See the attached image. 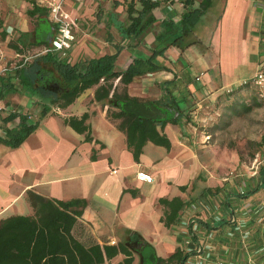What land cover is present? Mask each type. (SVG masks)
I'll return each mask as SVG.
<instances>
[{"label":"crops","instance_id":"obj_1","mask_svg":"<svg viewBox=\"0 0 264 264\" xmlns=\"http://www.w3.org/2000/svg\"><path fill=\"white\" fill-rule=\"evenodd\" d=\"M135 1L133 14H138L142 3ZM130 2L66 0V8L79 19L74 26L76 39L67 56L75 62L118 52L115 68L119 70L125 69L134 57L142 58L144 69L159 65L158 69L136 75L127 90L133 96L162 100L172 106V112L176 111L178 121H168L164 126L172 142L170 148L148 141L140 158L135 159L126 133L118 125L119 119L108 115L109 106L118 109V105L110 97L96 99L97 85L87 88L64 108L44 99L51 104L45 112L41 98L30 90L6 88L0 98L17 102L24 110L35 108L36 115L29 110L30 120L38 124L17 146L0 141V218L31 213L29 189L62 199L81 197L87 200L80 224L89 228V235L82 234L88 240L115 243L137 237L142 252L147 253L152 245L157 255L166 257L179 247L188 251L198 242L208 241V233L213 232L210 240L218 256L228 263L249 264L250 258L264 263V248L260 250L264 247V187L248 196L237 195L261 183V166L229 181L212 179L207 169L210 144L204 142L205 133L198 129L203 124L198 115L208 99L234 84L225 85L221 53L215 52L212 42L198 33V22L206 12L187 34L178 29L164 35L170 28L166 19L183 24L185 9L182 0L165 1L144 14L143 20L150 14L152 18L140 34H129L125 27L132 18ZM33 3V0H0V55L11 63L17 51L29 52L35 58L56 33V24L46 8L33 16L28 13ZM261 3L253 0L256 12L261 11ZM248 26L253 25L246 26V52L258 68L264 62V15L254 30ZM191 49L195 52L190 55ZM153 54L151 61L148 58ZM195 65L211 71L218 67V71L209 80L194 72ZM177 104L180 111L174 110ZM85 112L89 113L87 122L93 139H87L86 132L76 130L65 120ZM13 124L14 119L2 122L3 126ZM2 145L12 148H1ZM6 153L22 154L26 161L8 163L3 159ZM113 168L117 171L113 172ZM140 169L148 170L155 180H141ZM246 211L251 237L247 240L238 234L228 237L231 216ZM189 213L200 222L194 235H186L181 229L183 217ZM166 215L171 219L170 225L165 222ZM222 218L225 222L218 224ZM204 222L214 227H207ZM141 251L134 250V264H141ZM123 257L120 253L114 260Z\"/></svg>","mask_w":264,"mask_h":264},{"label":"trees","instance_id":"obj_2","mask_svg":"<svg viewBox=\"0 0 264 264\" xmlns=\"http://www.w3.org/2000/svg\"><path fill=\"white\" fill-rule=\"evenodd\" d=\"M140 1L142 7L138 14H133L136 1L132 0L129 4L132 18L130 24L125 27L129 34H140L148 25V19L152 18L150 14L147 20H143L144 14L160 3L171 0ZM33 2V6L28 9V13L32 16L45 8L38 5L35 0ZM182 2L185 6L182 14L183 24L177 25L173 20L166 19V24L170 28L163 32L164 35L178 29L181 33L187 34L212 4V0H199L198 4L196 0H182ZM117 53H105L75 62H72L67 55L57 52L38 54L24 65L8 71V75H0L2 86L0 96L6 88L21 87L30 90L41 98L42 109L45 112L51 108V104L46 103L44 99L49 98L50 103L64 108L87 88L97 85L96 99L110 97L111 101H115L118 105V109H111L112 107L109 106L108 115L119 119L118 125L126 133L128 147L135 159L140 158L143 147L148 141L170 148L172 142L164 131V126L168 121H178V116L174 115L176 111L172 112V106L162 100L133 96L127 90L128 83L136 75L158 69L160 66L152 64L144 69L142 58L134 57L125 69L119 70L115 68ZM154 55L148 59L152 61ZM117 79L118 83H115ZM242 90L250 91L255 99L264 101L256 96L251 81L226 90L219 95V99L224 101L223 99H229ZM227 105L228 109L239 112L233 102ZM241 106L242 109L252 107L244 102ZM174 110L180 111V106L177 104ZM30 115L17 111L4 116L3 119L6 120L14 119L15 124L4 126V130L0 132V141L11 146L19 145L38 124L30 120ZM88 117L89 113L85 112L81 116L71 115L65 120L76 130L86 132L87 139H93L90 124L87 122ZM260 172L261 183L247 191L238 192V196H248L258 188L264 187V163ZM27 198L32 206L31 213H14L0 218V264H134V250H142L137 237H133L128 242L115 243L84 239L80 233L83 229L80 218L87 205L86 198L50 197L33 189L27 191ZM164 219L166 224L170 225L169 216L166 215ZM224 222L223 218L218 220V224ZM204 224L207 227H214L208 222ZM248 224H250L249 220ZM150 247L147 253L141 251V264H184L188 256L193 253V250L186 251L179 247L172 254L164 257L157 255L152 245ZM120 253H123L124 257L115 261V256Z\"/></svg>","mask_w":264,"mask_h":264},{"label":"rangeland","instance_id":"obj_3","mask_svg":"<svg viewBox=\"0 0 264 264\" xmlns=\"http://www.w3.org/2000/svg\"><path fill=\"white\" fill-rule=\"evenodd\" d=\"M262 17L261 11L254 10L253 0H213L206 14L199 20L198 33L208 42L211 41L215 52L221 53L223 57L221 60L224 67L223 82L225 85L231 83L234 87L241 84L244 79L254 77L258 68L256 61L249 58L246 52V26L247 23L252 24L251 28L248 27L254 30L257 25H260ZM77 21H79L78 17ZM193 52L195 50L191 49L189 54ZM193 69L195 73L209 80L212 79L210 76L213 77V74L218 71V67L212 72L210 69L205 70L201 65H195ZM226 90L228 89H224L207 100L205 107L198 115L199 118H203L201 121L203 124L198 129L205 133L204 142L207 145L210 144L207 148V169L210 177L212 179L226 178L229 181L236 179L238 174L242 177L264 163V101L260 102L255 99L254 95L247 90H242L230 96L229 99L221 101L219 95ZM227 102H233L239 112L228 109ZM241 102L252 107L242 109ZM29 110L36 115L35 108L25 109V111ZM1 148L12 147L2 145ZM3 155V159L8 163L26 161L22 154L16 156L13 153H6ZM232 216L248 219L249 214L244 212V214ZM194 217L196 216L193 213H189L183 217V220H191ZM198 224L200 226V222ZM80 233L89 235V228H83Z\"/></svg>","mask_w":264,"mask_h":264},{"label":"built area","instance_id":"obj_4","mask_svg":"<svg viewBox=\"0 0 264 264\" xmlns=\"http://www.w3.org/2000/svg\"><path fill=\"white\" fill-rule=\"evenodd\" d=\"M35 2L48 10L52 20L56 24V33L52 37L51 42L44 45L42 49L37 52V55L55 51L64 56L67 55L68 51L73 47L76 39L74 26L78 23L77 17L73 16L66 8V0H35ZM261 2V12L264 15V0H261ZM8 31L10 32V30ZM1 40L2 38H0V42ZM14 57L15 58H11V60H14V62L11 63L9 60L3 58V55H0V75L8 72L12 68L24 65L29 59H31L32 55L29 54V52L17 51ZM197 78L199 79L200 76H197ZM248 81H251V85L254 86L256 96L259 99H264V62L260 64L253 78L244 79L242 83H246ZM17 111L31 114L30 111L21 109L15 102L0 98V130H4V126L2 125L4 116ZM112 171L116 172L117 169L113 168ZM138 177L143 181L152 182L155 180V176L146 169H140L138 171ZM245 213L249 214V211H246ZM192 221L193 219L182 221L183 227L181 229L184 234H195V230L198 229L199 224L197 221ZM231 221L232 226L228 228L226 232L228 237H233L237 234L242 240H247L251 237L252 231L249 227L247 218L232 216ZM213 235V232L208 233V237H210V239ZM210 239L208 241L198 242L195 247L189 248L188 251L193 250V253L188 256L184 264H231L218 256L217 250ZM263 248V246L260 247V250ZM249 264L264 263L258 259L250 258Z\"/></svg>","mask_w":264,"mask_h":264}]
</instances>
